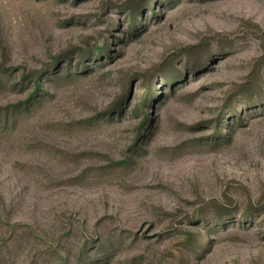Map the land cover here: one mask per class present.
Returning <instances> with one entry per match:
<instances>
[{
    "label": "rangeland",
    "instance_id": "1",
    "mask_svg": "<svg viewBox=\"0 0 264 264\" xmlns=\"http://www.w3.org/2000/svg\"><path fill=\"white\" fill-rule=\"evenodd\" d=\"M0 264H264V0H0Z\"/></svg>",
    "mask_w": 264,
    "mask_h": 264
},
{
    "label": "trees",
    "instance_id": "2",
    "mask_svg": "<svg viewBox=\"0 0 264 264\" xmlns=\"http://www.w3.org/2000/svg\"><path fill=\"white\" fill-rule=\"evenodd\" d=\"M38 85V82L35 83V86ZM38 90V89H37Z\"/></svg>",
    "mask_w": 264,
    "mask_h": 264
}]
</instances>
